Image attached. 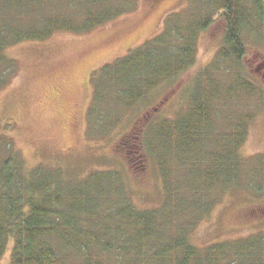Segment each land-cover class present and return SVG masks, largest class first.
I'll return each mask as SVG.
<instances>
[{"label":"trees","instance_id":"1","mask_svg":"<svg viewBox=\"0 0 264 264\" xmlns=\"http://www.w3.org/2000/svg\"><path fill=\"white\" fill-rule=\"evenodd\" d=\"M193 2L197 4L196 14L183 11L170 15L161 33L101 69L112 71L94 86L91 115L108 95L121 106L132 107L161 83L189 70L196 62L198 36L217 16L226 25L218 57L233 62L239 70L246 54V32L264 34V0ZM135 5L136 0H1L0 72L12 68L13 60L5 50L13 44L43 41L59 31L88 32ZM239 72L240 87H250ZM201 82L195 81L196 92L185 112L176 118L153 119L145 131V153L157 162L164 179V198L157 208L137 207L119 171L96 170L84 181L76 180L77 184L86 183L81 185L84 187H75L59 168L26 170L15 154L2 159L0 259L13 240L11 264H264V229L252 237L203 248L189 239L201 217L217 203L215 191L241 186V170L251 160L264 169V154L247 159L239 152L247 137V122L236 123L231 131L214 137L218 113L212 100L218 97L212 92L206 95ZM148 132L152 137L149 146ZM206 146L213 152L203 154L201 149ZM172 154L180 168L204 166L208 171L187 185L185 180L173 182L174 174L168 167L173 164ZM214 169H220L221 174ZM105 173L112 176L111 180L122 182L120 194L110 195L113 198L105 192ZM256 190L264 192V187ZM102 195L109 199L105 205L98 202Z\"/></svg>","mask_w":264,"mask_h":264},{"label":"rangeland","instance_id":"2","mask_svg":"<svg viewBox=\"0 0 264 264\" xmlns=\"http://www.w3.org/2000/svg\"><path fill=\"white\" fill-rule=\"evenodd\" d=\"M196 6L193 0H136L133 10L88 32L59 31L43 41L7 47L5 53L13 64L0 72V77L4 74L0 79V161L15 154L26 170L59 168L75 187H84L81 185L86 183L77 184L76 180L87 179L96 170L119 171L137 207L157 208L164 198V179L157 162L145 153V131L153 119L176 118L185 112L196 92L197 79L203 81L206 95L212 92L218 97L212 100L218 113L214 137L231 131L236 123L247 122L240 154L247 159L264 154V34L246 32V54L236 71L238 66L233 62L218 57L226 26L220 16L198 36L196 62L181 76L161 83L132 107L104 95L106 98L90 113L94 86L112 71L101 69L161 33L170 15H194ZM237 72L252 91L240 87ZM151 138L148 132V146ZM211 149L206 146L201 152L208 155ZM162 153L157 151L158 156ZM172 158L168 167L174 174L173 182L185 180L187 185L208 171L204 166L180 168L175 165L176 156L172 154ZM256 163L251 160L242 168L241 186L215 191L218 201L190 232L192 244L203 248L252 237L264 229V192L256 190L264 187V169ZM214 172L221 174L220 169ZM104 176L108 196L120 194L122 182L111 180L108 173ZM92 193L99 197L96 189L92 188ZM107 200L102 195L98 202L105 205ZM12 247L13 240L0 264H11Z\"/></svg>","mask_w":264,"mask_h":264}]
</instances>
